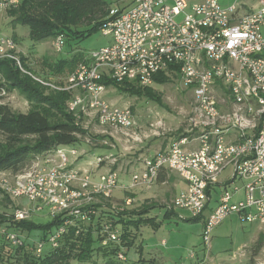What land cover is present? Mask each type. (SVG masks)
<instances>
[{
	"label": "built area",
	"instance_id": "obj_1",
	"mask_svg": "<svg viewBox=\"0 0 264 264\" xmlns=\"http://www.w3.org/2000/svg\"><path fill=\"white\" fill-rule=\"evenodd\" d=\"M116 2L100 28L110 43L87 51L62 86L34 77L46 86L73 92L66 110L83 128L94 124L105 135L99 141L84 138L87 147L58 146L16 173L0 171V187L10 198L25 197L34 204L15 208L14 220L43 210L51 218L63 217L46 240L34 242L36 254L45 245L58 247L69 225L98 214L95 205L110 201L117 187H150L160 172L175 173L185 183L171 207L185 210L190 217L205 210L209 191L224 170L230 168V179L242 182L232 190L223 187L204 220L205 245L213 228L230 213L246 222H264V0L247 10H242L243 3L221 5L219 0ZM18 3L2 0L0 6ZM64 43L63 34L52 41L56 51ZM15 50L11 37L0 38V57L14 58ZM160 72L174 73L179 85L192 91L186 125L166 149L131 160L129 183L119 186L122 168L114 153L119 139L112 131L125 135L119 143L125 150L141 137L129 133L135 115L129 106L109 101L104 81L152 86ZM92 147L100 150L89 153ZM240 190L243 197L235 198ZM132 203L133 198L125 196L111 208L122 211ZM101 232L102 244H119L116 257L125 261L127 247L120 243L119 228L104 219ZM3 241L20 247L24 237L0 226V244Z\"/></svg>",
	"mask_w": 264,
	"mask_h": 264
},
{
	"label": "rangeland",
	"instance_id": "obj_2",
	"mask_svg": "<svg viewBox=\"0 0 264 264\" xmlns=\"http://www.w3.org/2000/svg\"><path fill=\"white\" fill-rule=\"evenodd\" d=\"M219 2L221 5L243 3L245 6L242 10H247L254 9L257 0H219ZM14 9L17 8L9 10L7 7L0 6V38L11 37L15 41L16 50L12 53L14 56L12 59L21 72L28 73L33 78L37 77L62 86L67 74L82 60L87 51L110 43L109 36L96 30L82 39L76 38L72 34L71 37H67L61 51H56L52 44V38L34 41L30 37L27 25H13L10 21L11 12ZM76 28L82 31L86 27L79 25ZM75 41L76 43H74ZM74 53H80V56L73 66L62 68L56 66L59 59L69 58ZM164 74L168 77L165 83L156 84L154 81L151 86L160 96L159 103L144 97L119 92L113 85H107L109 101L129 106L135 115L136 124L129 133L141 137L139 142H130L132 148L125 150L119 144L123 142L125 135L122 132L116 133L114 130L107 129L112 131L116 139H119L117 148L114 150L119 159V167L122 168L121 173L123 172V175L121 174L123 180H121L122 178L118 180L119 186L129 183L131 160L166 149L169 143L184 130L185 120L194 100L192 91L181 87L174 73ZM5 80L3 76H0V82ZM136 85L138 84L136 83ZM55 90L58 89L45 85L43 93L49 94ZM1 91L0 89L2 102L7 103L15 111L26 112L34 106V103L18 88H11L10 91L4 90V93ZM67 92L68 98L72 97L73 92ZM87 129L99 137L105 135L102 129L94 124L88 125ZM80 140L81 144L86 146L84 139L80 138ZM88 150L89 153H92L98 152L100 149L92 147ZM68 160L71 162L72 157L69 156ZM229 173H231L230 168L222 176L226 177ZM168 177L165 182H155L150 187H117L110 201L104 200L99 203L102 206H110L119 203L123 197L130 196L133 198V203L127 209L141 205L154 206L148 214L156 215V219L161 220L160 226L153 228L150 224L142 225L136 238V244L142 241V255L146 260L153 259L155 264H264V222H246L240 219L237 213H230L213 228L210 243L205 245L201 234L206 212L201 219L186 220V218H190L186 211L173 208L174 213L165 217L166 208L164 207L171 206L177 185L180 183L179 177L175 173H170ZM239 185L241 182L236 179V182L229 184L228 189L232 190V187ZM220 192H222L220 188H216L212 192L213 199L210 204H214V199ZM33 205V202L25 197L10 198L0 187V213H10L17 207L31 208ZM50 218L46 214V210L31 213L29 217L36 222H46ZM38 234L40 231L35 230L32 237ZM162 240L165 241V244L162 243ZM138 256L137 250H128L127 261H124V264H131ZM0 264H4L3 261H0ZM71 264H104V261L100 255H95L89 262L71 261Z\"/></svg>",
	"mask_w": 264,
	"mask_h": 264
},
{
	"label": "trees",
	"instance_id": "obj_3",
	"mask_svg": "<svg viewBox=\"0 0 264 264\" xmlns=\"http://www.w3.org/2000/svg\"><path fill=\"white\" fill-rule=\"evenodd\" d=\"M113 5H117L116 0H19L16 6H10L8 9L17 8L11 12L10 22L13 25H27L32 40L54 39L57 35L63 34L66 42L67 37H71L72 34L82 39L93 31L100 30ZM79 25L86 28L79 31L76 28ZM79 54L74 53L69 58L59 59L56 66L59 68L73 66ZM0 76L6 79L0 82L1 90L10 91L11 88H18L34 103L26 112L15 111L7 103L2 102L0 95V171L16 173L29 165L35 157L52 152L61 145L83 146L80 138L87 137L94 141L101 139L83 128L66 110L65 100L69 95L67 91L55 90L44 94L45 85L30 74L21 72L15 61L9 57L0 58ZM167 80L168 77L163 72L154 76L156 84L165 83ZM104 82L113 85L119 92L160 102V96L154 87L140 86L129 81ZM168 178V173L160 172L156 182H165ZM95 206L98 207V214L87 222L77 221L75 225H69L60 239L59 246L52 248L45 245L39 255L35 252L34 242L38 239L46 240L47 236L62 223L63 217L58 215L46 222H36L29 219L30 216L14 220L12 212L0 213V226L16 231L24 237V244L20 247L11 246L3 241L0 244V261L4 264H71V261L89 262L95 255H100L104 264H124V261H119L116 257L119 244L112 242L102 244L101 221L108 219L119 228L120 243L127 247L126 256L130 249L139 252L138 258L131 264H155L153 259L146 260L143 257L142 241L136 244L137 233L142 225L150 224L153 228H158L161 224L156 215L148 214L154 208L153 205L125 208L122 211L112 209L111 205ZM164 208L165 217L174 213L172 207ZM204 211L186 220L201 219ZM35 230L40 231V234L32 237Z\"/></svg>",
	"mask_w": 264,
	"mask_h": 264
},
{
	"label": "crops",
	"instance_id": "obj_4",
	"mask_svg": "<svg viewBox=\"0 0 264 264\" xmlns=\"http://www.w3.org/2000/svg\"><path fill=\"white\" fill-rule=\"evenodd\" d=\"M158 151H155L153 154H151V155H146V156H138V157H152L153 155H155L156 153H157ZM137 157V158H138ZM136 158V157H135ZM134 158V159H135ZM133 159V160H134ZM137 165V163L134 161L133 162V166H135V165ZM229 169V168H228ZM227 170V169H226ZM226 170H224L223 172H222V174L220 175V178H219V181H218V183L216 184V185H214L211 189H210V191H209V201H208V203H207V206H206V209H205V211H204V214H205V212H206V215H205V218H206V216L209 214V212L217 205V201H218V198H219V195L214 199V204H210L211 203V201H212V199H213V196H212V192H214V190L216 189V188H220V190L222 191V189H223V187L224 186H226V187H228L229 186V184L230 183H234V182H236V179L235 180H232V179H230V173H229V175L228 176H226V177H223L222 175H223V173L226 171ZM123 173V172H122ZM121 172H120V178H122L121 180H123V174H122ZM122 174V175H121ZM170 175V173H168V176ZM130 178V177H129ZM180 180V179H179ZM241 182V181H240ZM180 185H182V187H180ZM240 187L242 186V182H241V185H239ZM185 187V183L183 182V181H181L180 180V183L177 185V190H176V193H178L181 189H183ZM175 193V194H176ZM221 193V192H220ZM243 197V192H242V190H240L236 195H235V198H242ZM171 207V206H170ZM172 209H173V207H172ZM181 210V209H180ZM173 211H174V209H173ZM185 211V210H184ZM165 244V243H164Z\"/></svg>",
	"mask_w": 264,
	"mask_h": 264
}]
</instances>
